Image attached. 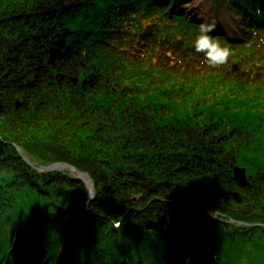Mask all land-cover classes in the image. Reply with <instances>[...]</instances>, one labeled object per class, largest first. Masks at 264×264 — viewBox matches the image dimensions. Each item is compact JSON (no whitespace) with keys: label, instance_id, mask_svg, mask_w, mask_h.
<instances>
[{"label":"trees","instance_id":"1","mask_svg":"<svg viewBox=\"0 0 264 264\" xmlns=\"http://www.w3.org/2000/svg\"><path fill=\"white\" fill-rule=\"evenodd\" d=\"M213 1L216 65L167 0H0V264H264V0Z\"/></svg>","mask_w":264,"mask_h":264},{"label":"rangeland","instance_id":"2","mask_svg":"<svg viewBox=\"0 0 264 264\" xmlns=\"http://www.w3.org/2000/svg\"><path fill=\"white\" fill-rule=\"evenodd\" d=\"M198 2V1H201L202 3H201V5H207L208 7H209V11L211 10V11H213L214 13H206V14H203V10H197V11H195V15L193 14L192 16L191 15H189V10H184V6L187 4V3H189V2ZM222 3V2H221ZM167 5H169V8H170V10H172L174 7L175 8H177L179 11L178 12H181V13H183L184 14V16H182V15H179L180 17H178L177 16V18L179 19V21H174V22H184V20L185 21H187V22H195L196 21V23L197 22H202V23H204V24H199V23H197V24H199L200 25V28H201V30H202V28H204V27H209V28H212L213 30L215 29V32L216 33H218V34H220V35H222V36H224V37H227V38H229V40H231V41H233V42H236V43H229L228 45L229 46H231V47H234V46H236V47H238L239 45L241 46V45H245L246 44V34H248L249 33V31H248V29L245 27V20H244V16H240L239 15V11L236 13L235 12V10L233 9V8H235V6L232 4V3H229L227 6L229 7V6H231L230 8H228V9H225L224 10V6L222 5V9H219L218 8V3L217 2H214L213 0H167ZM210 11V12H211ZM215 11H216V13H215ZM165 12H168V10H166ZM240 14H241V12H240ZM224 15H226V16H230V17H232L233 19H236L235 21V25L234 26H236V27H234V30H233V32L231 33V32H229L230 30H232V29H229L228 30V27H226V28H224V24H223V22H224V18H223V16ZM216 16L219 18V19H216ZM208 17V18H207ZM215 18V19H214ZM175 19V18H174ZM200 19H202V20H204L205 19V22H203L202 20H200ZM209 19V20H208ZM183 20V21H182ZM194 20V21H193ZM211 20H213V21H221L222 23V27H220V29L218 30L217 28H215V27H213V25L214 24H219L218 22H213V25H212V22H211ZM224 23H226V22H224ZM207 25H209V26H207ZM221 26V25H220ZM227 42V41H226ZM248 45V44H247ZM246 45V46H247ZM256 46L257 47H259V48H261L262 49V51H263V53H264V44L263 45H261V46H259V43H257L256 44ZM77 82H78V80H77ZM75 84V83H74ZM231 88L230 87H225V89H220L219 88V90H225V91H228V90H230ZM233 92H235L233 89H231ZM244 93H246L247 95H246V97L248 98V99H250V101L252 102V103H254V104H258V105H261V106H264V94L263 95H260V93L259 94H256L255 93V91H248V90H245V91H243ZM24 158H25V160L28 162V164L29 165H32L31 164V162H29V160H28V158H29V156H27L26 155V157L24 156ZM31 160H33V162H35L36 164H40V161L38 160V159H31ZM46 167H49V166H46ZM45 167V168H46ZM42 168H44V167H39V168H37V171L39 170V169H42ZM61 172L62 171H67V170H60ZM59 171V172H60ZM49 172H54V171H49ZM48 172V173H49ZM67 172H69V171H67ZM38 173L39 174H46V173H40L39 171H38ZM71 173V172H70ZM71 175H73L75 178H76V176L73 174V173H71ZM86 184V183H85ZM86 186H87V188H88V185L86 184ZM90 194H91V192H90ZM94 194H95V192H94ZM195 211H200L199 212V214H202V212H204V211H202V210H200V209H198V210H195ZM207 215H209V216H211L210 214H208L207 213ZM213 219H214V221H216V222H223L224 224H232V222L230 221V220H227L226 218H221V217H218V216H213L212 217ZM217 218V219H216ZM97 222V221H96ZM94 223L93 224V226H96V225H100V222H97V223ZM93 226L91 225V228H93ZM205 228H209L211 231H212V233L210 234V235H213L214 236V232H213V229H212V227L211 226H209V225H203ZM186 229H188V228H183V230H185L186 232L188 231V230H186ZM190 229V228H189ZM222 228H218V227H216V232H221L222 230H221ZM202 230H204V228L202 227ZM183 234H185V232H183ZM165 243V246L168 244H166V242H164ZM162 243H160V245H161ZM174 244V242H171V245H173ZM178 245H180V244H182L183 246L185 245V241H181V243L180 242H178L177 243ZM153 244H151V246H152ZM242 251L243 252H249V248H246V249H242ZM62 253V255L64 254L65 255V250L63 249V251L61 252ZM63 255V256H64Z\"/></svg>","mask_w":264,"mask_h":264},{"label":"water","instance_id":"3","mask_svg":"<svg viewBox=\"0 0 264 264\" xmlns=\"http://www.w3.org/2000/svg\"><path fill=\"white\" fill-rule=\"evenodd\" d=\"M226 39L229 43H232V44L236 43V42L229 40V38H227V37H226ZM74 83L77 84L78 83L77 80H74ZM17 107H18V105H17ZM62 169L73 173L77 179L86 183L88 185L90 192H91V198H93L94 192H95L93 180L89 177V175L81 172L80 170H78L77 168H75L71 165H68L65 163H58V164H54V165H51V166L46 167V168L44 167L42 169H39L38 171L40 173H48L49 171H60ZM234 179L241 186L249 187V180H248L247 171L245 168L236 166L234 168ZM183 206L186 207L185 205H183ZM197 209H202V207H198ZM208 214H210L211 216H215V213H213L211 211H208Z\"/></svg>","mask_w":264,"mask_h":264},{"label":"clouds","instance_id":"4","mask_svg":"<svg viewBox=\"0 0 264 264\" xmlns=\"http://www.w3.org/2000/svg\"><path fill=\"white\" fill-rule=\"evenodd\" d=\"M211 31H213L212 28H202L201 33L196 38L195 48L197 52L204 54L208 64L216 65L223 63L227 59L229 52L209 35Z\"/></svg>","mask_w":264,"mask_h":264},{"label":"bare ground","instance_id":"5","mask_svg":"<svg viewBox=\"0 0 264 264\" xmlns=\"http://www.w3.org/2000/svg\"><path fill=\"white\" fill-rule=\"evenodd\" d=\"M201 1H198V2H189V3H187L185 6H184V10H189V15H195V11H197V10H203V14H206L207 12L208 13H214L213 11H209V7L207 6V5H201ZM208 18V17H207ZM216 18H217V16H216ZM225 22L226 23H224L223 22V24H224V28H226V27H228V30L229 29H232V30H230L229 32H233V30H234V27H236V26H234L236 23V19H233L232 17H230V16H225ZM215 19V18H214ZM200 20H202V19H200ZM209 20V19H208ZM194 21V20H193ZM203 22H205V19L204 20H202ZM196 22V21H195ZM211 22H212V25H213V22L215 23V22H218L219 24L217 25V24H214L213 25V27H215V28H217L218 30L220 29V27H222V22L219 20V21H213V20H211ZM197 23H199V24H201L202 22H197ZM202 24H204V23H202ZM221 25V26H220ZM207 26H209V25H207ZM210 27V26H209ZM208 27V28H209ZM237 28V27H236ZM214 32H215V29L213 30ZM64 167V166H63ZM94 197V196H93Z\"/></svg>","mask_w":264,"mask_h":264}]
</instances>
